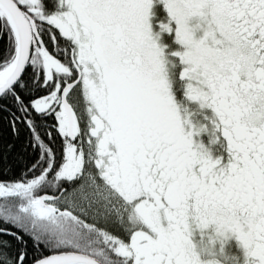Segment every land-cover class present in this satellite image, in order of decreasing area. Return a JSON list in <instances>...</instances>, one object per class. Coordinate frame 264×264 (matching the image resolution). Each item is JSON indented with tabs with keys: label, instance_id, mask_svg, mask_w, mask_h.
<instances>
[{
	"label": "snow or ice",
	"instance_id": "snow-or-ice-1",
	"mask_svg": "<svg viewBox=\"0 0 264 264\" xmlns=\"http://www.w3.org/2000/svg\"><path fill=\"white\" fill-rule=\"evenodd\" d=\"M0 264H264V0H0Z\"/></svg>",
	"mask_w": 264,
	"mask_h": 264
}]
</instances>
